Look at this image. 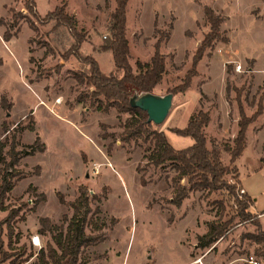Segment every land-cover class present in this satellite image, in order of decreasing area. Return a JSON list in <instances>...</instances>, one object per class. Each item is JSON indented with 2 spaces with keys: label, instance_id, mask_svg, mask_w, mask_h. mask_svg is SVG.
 Masks as SVG:
<instances>
[{
  "label": "rangeland",
  "instance_id": "rangeland-1",
  "mask_svg": "<svg viewBox=\"0 0 264 264\" xmlns=\"http://www.w3.org/2000/svg\"><path fill=\"white\" fill-rule=\"evenodd\" d=\"M34 1L41 18L55 7L66 5L65 11L75 17L77 29L86 35L78 56L93 57L104 74L121 75L115 72L111 53L101 49L110 35L114 0ZM25 2L0 0V35L6 28L15 30L9 27L10 9L16 12L19 22V31L13 35L16 37L7 41L14 56L0 41V97L8 106L6 109L0 105V139L6 124L11 133L15 131L17 149L23 150L36 136L25 127L34 126L36 120V131L45 150L22 156L16 166L23 177L5 201L8 209L0 210L3 250L12 256L0 264H31L40 249L45 250L47 244L54 246L47 228L39 232V218L47 217L50 224L65 227L72 215L68 202L75 200L81 187L86 189L91 207L100 208L97 222L105 223L100 231L105 239L84 249V264H194L190 261L197 259L203 264H250V256L264 264V247L260 249L261 245L243 238L245 233L256 231L253 223L259 218L254 213H263L259 224L264 228V149L253 142L251 133L235 165L242 185L255 198L250 210L254 212L252 218H256L243 222L236 218L224 237L209 248H196L197 236L206 231V223L218 218L213 201H224L223 219L235 212L228 195L215 191L204 196V192L195 191L179 208L170 204L174 172L168 166L147 163L139 142L124 144L118 139L128 114L114 108L98 111L88 97L81 103L76 101L78 95L86 97L93 89L74 78L76 73H88L89 66L68 50L73 38L67 27L57 24L54 18L36 20L29 15ZM204 5L227 17L221 29L229 42H217L211 53L201 58L190 87L173 94L166 118L154 128L163 130L174 148H184L192 144V139L176 135L169 128L185 126L200 109L208 111L210 121L204 132L207 146L214 143L220 150L221 162L227 165L230 155L224 145L231 144L238 108L234 91L226 96V80L241 89L240 99L247 115L253 113L264 91V0H128L129 63L135 70L136 60L148 61L156 40L155 29L169 31L168 40L161 45L166 72L152 91L165 95L181 81L194 50L208 31ZM20 16L33 21L37 31ZM236 65L241 66L240 71H236ZM227 66L231 67L230 73ZM226 102L228 120L223 121L224 130L220 131L219 119ZM28 114L31 119L26 117ZM260 116L263 120L264 113ZM103 133L113 137L105 138ZM40 193H44V200H39ZM59 193L64 203L59 202ZM35 201L39 202L34 206ZM91 231L90 226L85 228L87 234ZM33 238L37 245L32 243Z\"/></svg>",
  "mask_w": 264,
  "mask_h": 264
},
{
  "label": "trees",
  "instance_id": "trees-1",
  "mask_svg": "<svg viewBox=\"0 0 264 264\" xmlns=\"http://www.w3.org/2000/svg\"><path fill=\"white\" fill-rule=\"evenodd\" d=\"M127 2L128 0H114L115 6L110 14L108 28L110 35L101 46L102 50L111 53L115 72H120V76L115 73L104 74L100 70L98 62L91 56L85 55L82 58L78 56L86 35L82 30L77 29L75 17L65 11L66 5L55 7L52 12L42 18L35 9L34 0H26L25 8L29 15L36 20L43 21L54 18L57 24L67 27L73 38V43L68 50L72 54L77 55L80 61L86 63L90 68L88 73H76L74 78L77 83L93 88L86 97L78 95L76 101L81 103L84 98L88 97L91 103H95V109L98 111L107 112L110 108H114L118 113L128 114V117L122 122L123 130L118 139L124 144H130L132 141L135 143L139 142L143 145V158L146 159L147 163L154 167L163 168L168 166L174 172L170 179L172 190V195L168 199L170 204L179 208L189 194L195 191L204 192V196H209L215 191H222L228 195V200L232 202L235 212L228 218L223 219L225 211L224 201H213V204L217 207L216 214L218 218L207 222L206 231L197 236L196 248H209L219 238L227 234L236 218L240 222L252 218V213L248 209L253 204V199L245 191L240 193L242 188L235 161L245 148L248 126L264 113V91L259 95L253 113L247 115L243 110L240 99L241 89L233 86L229 79L226 80V96H228L230 90H233L238 108L237 132L232 138L231 144L224 145V149L230 155L227 165L221 162L220 150L214 143H212L213 145L210 148L207 146L204 128L209 124L210 116L208 111L202 109L194 114L185 126L169 128V131L176 135L192 139V144L189 146L180 149L174 148L167 140L164 131L154 128V123L147 121L148 115L146 111L130 103V98L134 94L152 92L161 82L166 72V56L161 52V45L168 40L170 32L164 33L160 29H155L157 35L153 44L152 55L148 61L136 60V69L134 70L129 63L130 50L126 38ZM10 10L12 14L9 27H15V30L10 32V28H6L2 34L4 41H8L11 36L15 35L14 33L19 31L17 14L13 9ZM203 16L208 31L203 34L199 45L194 50L190 66L181 81L171 87L167 93L178 94L185 92L190 87L192 78L198 74L196 66L201 58L204 55H209L217 42H229L225 31L221 29V25L227 17L216 13L207 5L203 6ZM20 17L28 22L30 28L35 32L37 31L33 21L24 16ZM169 28L171 29L172 25H169ZM230 70L231 67L227 66V73H230ZM0 105L6 109L8 108L5 105L3 96L0 97ZM30 116V114L26 115L27 118ZM101 127H104V125H101ZM2 129L4 136L0 139V210L6 211L8 205L5 204V201L15 183L23 177L22 171L16 168L20 158L33 155L36 152H44L45 144L40 142L39 136L36 135L33 143L26 145L23 150H18L15 131L11 133L6 124H3ZM25 129L35 130L32 124H28ZM7 132L10 135H7ZM102 136L105 138L108 136L113 137V135L107 133H103ZM137 170H139V166ZM228 175L230 179L227 178ZM29 188L35 190L32 186H29ZM39 196L40 201L45 199L44 193H40ZM91 198L98 199L94 195ZM58 200L60 203L65 202L60 193L58 194ZM38 202L35 201L34 206ZM68 205L72 208V215L66 221L65 227L50 224L47 217L39 218V223L41 224L39 232L43 233L42 228H47L51 233L50 237L54 246L47 244L45 250L40 249L36 253V260L31 264H84L81 261L84 249L88 246L96 245L105 239L104 233L100 232L105 223H98L96 220L100 208L98 206L95 208L91 207V199L87 196L86 189L81 187L78 196L75 200L68 202ZM30 210L34 211V207H31ZM11 212L12 210L9 211L8 217ZM94 217L95 220L93 219ZM253 224L256 227V231L245 233L243 238L261 245L259 247L261 249L264 247V228H261L258 220ZM87 226L92 229L89 234L85 232ZM11 256L4 252L0 238V263ZM9 264H14V262L10 261Z\"/></svg>",
  "mask_w": 264,
  "mask_h": 264
},
{
  "label": "crops",
  "instance_id": "crops-1",
  "mask_svg": "<svg viewBox=\"0 0 264 264\" xmlns=\"http://www.w3.org/2000/svg\"><path fill=\"white\" fill-rule=\"evenodd\" d=\"M13 1H16V0H13ZM11 3V2H10ZM9 3V4H10ZM9 4H7V5H9ZM224 25V24H223ZM16 36H12V38H15ZM11 38V39H12ZM10 40V39H9ZM8 40V41H9ZM0 41L2 42V44H3V46H4V48L7 50V52L12 56H14V53H13V50H11V48H10V46L7 44L8 42L7 41H4L3 40V38H2V36L0 35ZM27 51H28V49H27ZM29 54V53H28ZM254 62V61H253ZM22 65V64H21ZM23 66H24V64H23ZM255 70V69H254ZM39 104H41V105H43V103H39ZM226 107L224 108L223 107V115H222V118L221 119H219V123L221 124V128H220V131H223L224 130V126H225V124H223V121H225V120H228V112H229V109L227 110V108L229 107L228 106V103L226 102ZM29 110V109H28ZM31 110H33V108L31 109ZM30 110V111H31ZM31 113L33 114V111H31ZM33 116H34V114H33ZM261 117V116H260ZM260 117L255 121V122H253V123H251L249 126H248V128H247V131H246V145H245V147L247 146V144H248V140H249V134L251 133V135H252V139H253V142L256 144V145H260L261 146V148L262 149H264V138H263V134H264V117H263V120L262 119H260ZM35 118V117H34ZM236 119H238V117L236 118ZM235 119V121H237ZM67 121H71V120H67ZM209 125V124H208ZM208 125L204 128V132H205V130H206V128L208 127ZM218 126H220V125H218ZM217 126V127H218ZM34 131H31V132H35V135H38V132L36 131V129H37V122H36V120H35V125H34ZM28 130V129H27ZM75 130V129H74ZM28 131H30V130H28ZM236 131H237V123H235V124H233V130H232V134H231V140H232V138H233V136L235 135V133H236ZM39 136V135H38ZM40 137V136H39ZM41 138V137H40ZM44 143V142H43ZM230 143H231V141H230ZM45 144V143H44ZM239 173V172H238ZM239 181H240V185L243 187V190L246 192V193H248V191L244 188V186L242 185V183H241V180H240V178H239ZM249 194V193H248ZM250 195V194H249ZM251 196V195H250ZM252 197V196H251ZM252 199H253V204H254V202H255V198H253L252 197ZM253 204H251V206L253 205ZM251 206L249 207V211L251 212V213H254V212H252L250 209H251ZM254 214H256V216L259 218V222L261 223V221H260V218H261V215L263 214L262 212L261 213H254ZM191 255V254H190ZM190 262H192V263H194V264H197V263H200V264H203L202 262H201V260H199V259H197V260H192V261H190ZM213 262H211L210 261V264H212ZM251 264V263H250Z\"/></svg>",
  "mask_w": 264,
  "mask_h": 264
},
{
  "label": "water",
  "instance_id": "water-1",
  "mask_svg": "<svg viewBox=\"0 0 264 264\" xmlns=\"http://www.w3.org/2000/svg\"><path fill=\"white\" fill-rule=\"evenodd\" d=\"M172 97L173 94L170 92L165 95H157L152 92L140 93L134 94L130 98V103L146 111L147 121L156 125L161 124L166 118L172 104Z\"/></svg>",
  "mask_w": 264,
  "mask_h": 264
},
{
  "label": "built area",
  "instance_id": "built-area-1",
  "mask_svg": "<svg viewBox=\"0 0 264 264\" xmlns=\"http://www.w3.org/2000/svg\"><path fill=\"white\" fill-rule=\"evenodd\" d=\"M235 69H236V71H240L241 66H240V65H236V66H235ZM96 172H97V171H96V169H95V173H96ZM243 192H244V190H243V189H240V193H243ZM32 243H33L34 245H37V241H36L35 238L32 239ZM247 261H248L249 263H251V264H259L258 261H256V260L253 259L252 256H250V257L247 259Z\"/></svg>",
  "mask_w": 264,
  "mask_h": 264
}]
</instances>
